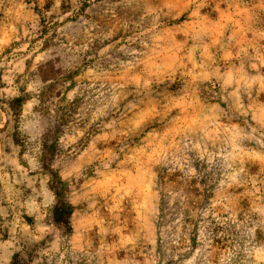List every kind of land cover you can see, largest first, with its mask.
<instances>
[{
    "label": "rangeland",
    "instance_id": "obj_1",
    "mask_svg": "<svg viewBox=\"0 0 264 264\" xmlns=\"http://www.w3.org/2000/svg\"><path fill=\"white\" fill-rule=\"evenodd\" d=\"M264 264V0H0V264Z\"/></svg>",
    "mask_w": 264,
    "mask_h": 264
},
{
    "label": "trees",
    "instance_id": "obj_2",
    "mask_svg": "<svg viewBox=\"0 0 264 264\" xmlns=\"http://www.w3.org/2000/svg\"><path fill=\"white\" fill-rule=\"evenodd\" d=\"M22 260V258L20 257L19 254H17L15 257H14V262H16V264H20V261Z\"/></svg>",
    "mask_w": 264,
    "mask_h": 264
}]
</instances>
